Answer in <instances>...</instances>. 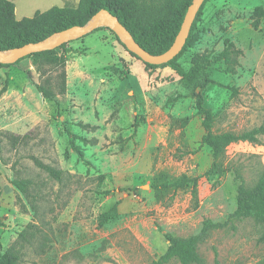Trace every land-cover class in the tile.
Returning a JSON list of instances; mask_svg holds the SVG:
<instances>
[{
	"label": "rangeland",
	"instance_id": "1",
	"mask_svg": "<svg viewBox=\"0 0 264 264\" xmlns=\"http://www.w3.org/2000/svg\"><path fill=\"white\" fill-rule=\"evenodd\" d=\"M11 1L16 19L78 2ZM257 5L264 9V0L206 1L194 43L179 58L187 70L194 53L215 55L226 39L241 51L233 72L223 60L211 64L213 83L199 90L203 106L214 113L216 133L264 125V16L258 28L251 25ZM99 27L76 41L87 49L75 59L87 73L78 76L74 56L67 54L69 83L59 105L37 91L43 77L31 59L0 67V252L25 230L28 240L16 245L19 264H150L167 247L164 233L188 236L204 219L228 218L236 208L235 171L246 186L263 171L264 134L262 144L227 145L221 174H207L211 150L200 143L204 131L191 87L171 69L149 70L112 31ZM72 136L81 154L70 146ZM32 157L60 169V178ZM160 173L196 176V197L189 187L156 192ZM13 178L30 180L26 195ZM115 203L116 218L100 226L99 215ZM263 231L254 217L232 219L199 243L198 264L264 260Z\"/></svg>",
	"mask_w": 264,
	"mask_h": 264
},
{
	"label": "trees",
	"instance_id": "2",
	"mask_svg": "<svg viewBox=\"0 0 264 264\" xmlns=\"http://www.w3.org/2000/svg\"><path fill=\"white\" fill-rule=\"evenodd\" d=\"M191 1L78 0L75 6H51L45 11L35 12L33 16L16 19L14 3L11 0H0V50L8 51L28 42H40L67 27L84 25L98 10L104 8L118 18L142 48L151 54H160L168 49L173 42ZM206 1L208 0H204L197 11L188 37L182 49L175 57L161 64L142 62L149 70L166 68L173 70L186 85L191 87V94L195 98L194 108L201 118L200 124L204 131L201 135L200 143L210 148L212 156L211 166L205 172L207 174H221L223 171L221 160L224 157L227 145L238 141L262 144L261 136L264 134V125L240 133L231 131L216 133L213 131L214 113L211 109L203 106V97L199 90L203 89L208 83H213L207 75V68L215 62L223 60L227 64L226 71L233 72L234 70L233 64L236 63V57L241 51L234 47L233 42L226 39L223 49L215 55L207 51L194 53L187 70L183 69L179 63V58L184 50L194 43L192 31ZM263 16V7L260 5L255 6L251 14V25L253 28H258ZM97 29L95 28L90 32ZM115 38L125 48L116 35ZM68 43L70 42L62 43L54 49L26 55L14 62L18 63L23 59H31L35 70L43 77L42 82L35 84L37 91L44 98L53 101L56 105L60 104L59 97L65 94L67 88V54L72 50L69 47L66 49ZM59 50L60 52H58ZM128 52L140 60L135 54L130 51ZM12 64L0 63V67H7ZM228 88L234 90L232 87ZM2 90H5V87H2ZM79 125L83 128L94 127L89 123L82 122ZM13 138L17 139L14 136ZM78 138L87 142V139ZM69 143L78 154H81L79 147L74 142L73 136L70 138ZM32 159L35 165L44 170L50 177L54 179L60 178L62 173L60 169L44 163L36 157H32ZM235 177L239 180L236 188V208L228 215V218L224 222H214L211 219H204L200 230L188 236H175L171 233H164L167 247L150 264H167L172 259H175L179 264H198L202 261L198 252V245L212 230L223 228L229 222H232V219L241 217H254L264 224V167L260 177L252 186H246L237 171H235ZM155 180L153 186L156 192L189 187L192 197L195 198L197 195L196 176L182 174L180 177L168 178L165 173H160ZM11 183L26 195L31 182L28 179L13 178ZM116 216L115 203L107 211L99 215L98 224L102 226L116 218ZM27 240L26 231L20 232L15 243L7 247L3 252H0V264H19V251L16 245ZM259 241H264V231L260 235Z\"/></svg>",
	"mask_w": 264,
	"mask_h": 264
},
{
	"label": "water",
	"instance_id": "3",
	"mask_svg": "<svg viewBox=\"0 0 264 264\" xmlns=\"http://www.w3.org/2000/svg\"><path fill=\"white\" fill-rule=\"evenodd\" d=\"M204 0H192L188 5L181 25L171 45L160 54H151L142 48L132 37L130 32L122 25L118 18L107 9L98 10L84 25L67 27L40 42H28L8 51L0 50V63L10 64L18 59L39 51L54 49L62 43L78 38L94 30L99 26L109 28L131 53L135 54L141 61L150 64H161L175 57L182 49L188 37L190 27L197 11Z\"/></svg>",
	"mask_w": 264,
	"mask_h": 264
},
{
	"label": "crops",
	"instance_id": "4",
	"mask_svg": "<svg viewBox=\"0 0 264 264\" xmlns=\"http://www.w3.org/2000/svg\"><path fill=\"white\" fill-rule=\"evenodd\" d=\"M82 36L79 37V39H76L72 42L69 43V46H73V49L71 51H69V53H71L74 58L72 59V63L74 65V67L77 69V75L78 76H83L84 73H87L86 71H84L82 68H80V66H78V63L75 62V59L78 57V56H81L83 54H86L87 53V49L85 47H81L80 45H78L76 43V41L78 40H81L82 41ZM83 42H81L82 44ZM69 71H70V64H67L66 65V73H67V76H66V85L68 87V83H69ZM246 264H264V260L262 261H256V262H251V263H246Z\"/></svg>",
	"mask_w": 264,
	"mask_h": 264
}]
</instances>
